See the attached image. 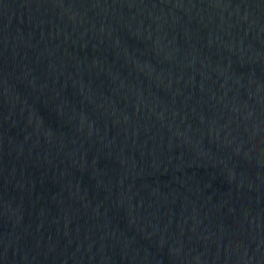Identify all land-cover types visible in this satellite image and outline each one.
Returning a JSON list of instances; mask_svg holds the SVG:
<instances>
[{
    "label": "water",
    "instance_id": "1",
    "mask_svg": "<svg viewBox=\"0 0 264 264\" xmlns=\"http://www.w3.org/2000/svg\"><path fill=\"white\" fill-rule=\"evenodd\" d=\"M0 264H264V0H0Z\"/></svg>",
    "mask_w": 264,
    "mask_h": 264
}]
</instances>
